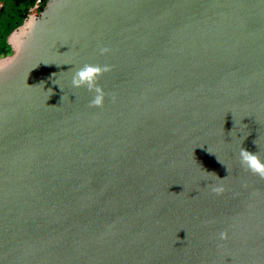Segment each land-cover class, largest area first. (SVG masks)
Here are the masks:
<instances>
[{
  "label": "water",
  "instance_id": "1",
  "mask_svg": "<svg viewBox=\"0 0 264 264\" xmlns=\"http://www.w3.org/2000/svg\"><path fill=\"white\" fill-rule=\"evenodd\" d=\"M38 9L0 56V264H264L239 158L264 160V0ZM85 63L111 66L100 107Z\"/></svg>",
  "mask_w": 264,
  "mask_h": 264
},
{
  "label": "clouds",
  "instance_id": "2",
  "mask_svg": "<svg viewBox=\"0 0 264 264\" xmlns=\"http://www.w3.org/2000/svg\"><path fill=\"white\" fill-rule=\"evenodd\" d=\"M100 54H106L109 49L107 47L100 48ZM9 63H0V73L7 71L10 68ZM110 65H99L92 63H85L81 67H77L73 72L71 83L73 88L84 87L88 91L94 93L90 100V105L100 107L103 105L105 100V93L103 89L97 83L100 75L104 72L110 71ZM254 143H256L254 141ZM239 158L241 164L250 170L253 174H256L264 178V160L256 152H251L243 147L240 148ZM215 192L223 191L222 187H216L213 189ZM221 240L227 239V233L221 232L219 234Z\"/></svg>",
  "mask_w": 264,
  "mask_h": 264
},
{
  "label": "flooded vegetation",
  "instance_id": "3",
  "mask_svg": "<svg viewBox=\"0 0 264 264\" xmlns=\"http://www.w3.org/2000/svg\"><path fill=\"white\" fill-rule=\"evenodd\" d=\"M38 2H39L38 13H40L43 10L47 0H14V6H12V11H10V13H7L6 16L11 15L12 18L17 17L18 20L21 21L24 17L26 18L31 13V9ZM5 5H6L5 1L0 0V12H3L4 10L6 11ZM12 25H13L12 23L11 24L7 23L5 25L4 30L3 31L0 30V56L10 52V47L7 43V38L11 33V31L15 29V26L12 27ZM6 31H8V34L5 37H2V35H4Z\"/></svg>",
  "mask_w": 264,
  "mask_h": 264
},
{
  "label": "rangeland",
  "instance_id": "4",
  "mask_svg": "<svg viewBox=\"0 0 264 264\" xmlns=\"http://www.w3.org/2000/svg\"><path fill=\"white\" fill-rule=\"evenodd\" d=\"M4 1L6 3V5H5L6 6V8H5L6 11L4 10L3 12H0V30L1 31L4 30L5 25L7 23H10V24L12 23L13 24L12 27H14V26H15V28L18 27L19 24L21 23V21H23V19L25 18L24 17L21 21H19L17 17L16 18H12L11 15L6 16L7 13H10V11H12V6H14V0H4ZM3 24H4V26H3ZM7 34H8V31H6L4 33V35H2V37H5Z\"/></svg>",
  "mask_w": 264,
  "mask_h": 264
}]
</instances>
